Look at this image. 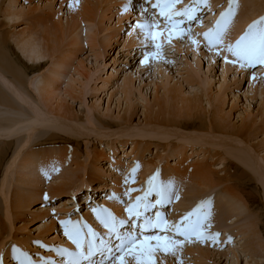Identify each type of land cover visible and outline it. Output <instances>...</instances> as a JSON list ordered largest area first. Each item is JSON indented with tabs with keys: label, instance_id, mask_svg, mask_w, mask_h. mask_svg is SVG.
Masks as SVG:
<instances>
[{
	"label": "rangeland",
	"instance_id": "374dc122",
	"mask_svg": "<svg viewBox=\"0 0 264 264\" xmlns=\"http://www.w3.org/2000/svg\"><path fill=\"white\" fill-rule=\"evenodd\" d=\"M156 3L0 0V126L27 120L0 139V264H67L76 245L66 231L84 232L81 242L97 247L113 243L107 214L126 211L137 197L140 212L145 204L155 210L162 188L171 198L157 209L168 225L183 226L194 213L189 219L199 220L207 239L162 233L182 243L167 245L168 254L154 251L156 264H264V64L224 59H235L227 46L264 17V0H238L223 43L211 49L203 34L229 0H180L173 11L195 6L198 19L175 30ZM139 20L167 42L146 40ZM23 34L43 58L24 51ZM149 52L155 58L143 64ZM47 81L52 92L43 99ZM55 156L60 161L48 164ZM184 157L190 172L175 179ZM200 165L202 174L191 171Z\"/></svg>",
	"mask_w": 264,
	"mask_h": 264
},
{
	"label": "snow or ice",
	"instance_id": "6c2138e0",
	"mask_svg": "<svg viewBox=\"0 0 264 264\" xmlns=\"http://www.w3.org/2000/svg\"><path fill=\"white\" fill-rule=\"evenodd\" d=\"M179 2L180 0H157V3L152 5L154 9H159V16L164 18L173 30H175L177 25L184 23V20H176L174 19L175 17H186L189 23L198 19L197 15H195L198 9L195 6L185 8L183 11H173L175 4ZM237 2L238 0H229L227 10L221 12L214 27L210 28L203 34L209 49L218 47L223 43V35L228 23L235 15V6ZM197 3L207 6L208 0H197ZM138 27L146 31V40H155L159 35V33L153 31L154 25L151 22L140 24ZM184 35L185 30L181 29L180 38L182 39ZM193 43L195 44L196 41H193ZM153 47L159 48L160 46L153 45ZM227 51L231 53L235 59L229 61L228 57H225L224 59L226 62L233 64L240 63L241 67H244L245 65L255 66L257 64H264V17H262L260 21H254L250 24L246 32L235 42L234 45L230 44L227 46ZM154 58L155 55L152 52H149L148 55L144 57V62L147 63L149 59ZM133 171H135V169ZM149 183L151 184V179L149 180ZM129 191H134V189H129ZM159 195L161 199L156 201L157 204L161 203L164 199L170 200L171 198L168 191L163 188L160 190ZM44 198L47 199L46 194ZM142 199V197H137L136 203L130 205L126 209L129 217L135 216L137 221L140 220L142 215L138 210ZM148 207L147 204L144 205L145 211ZM152 207H155V205H152ZM192 215H194V213L190 212L183 218L185 221H188V223L183 226L179 223L168 225L167 221L157 212L155 221L144 218L142 223H133L130 225L129 231L124 234H121L120 231L117 230L116 218L114 216L110 217L111 223H109L108 220H105L104 226L109 227V230L114 234L117 243L111 245L110 243H105L101 240V247H97L94 240L89 239L87 241L86 251L84 250L85 245L80 240L79 232L72 235L66 231L65 234L69 235V238L72 239L76 248L79 250L78 253L75 254L76 259L72 260L71 264H80L81 258L89 261V264H92L91 257L96 253L103 255L108 261V264H156V261L153 259L154 251H163L165 254H168L169 248L167 245L171 244L175 247L176 245L181 244L182 241L175 239L173 236L159 234L146 235L145 233L151 229H159L160 232L164 233L174 229L175 236H183L187 239L192 235H197L198 238L207 239V237H201V224L199 220L192 221L189 219ZM124 223V220L119 221L121 227ZM95 235V233H91L92 237H95ZM218 237L219 233H216L212 237L214 242ZM172 255H175L174 251L172 252ZM101 264H104V261H101Z\"/></svg>",
	"mask_w": 264,
	"mask_h": 264
},
{
	"label": "bare ground",
	"instance_id": "6f19581e",
	"mask_svg": "<svg viewBox=\"0 0 264 264\" xmlns=\"http://www.w3.org/2000/svg\"><path fill=\"white\" fill-rule=\"evenodd\" d=\"M261 3H263V2H261ZM259 6V5H258ZM260 7V6H259ZM259 9V8H258ZM261 10V9H260ZM85 11V10H84ZM87 11H88V8H87ZM91 11H93V10H91ZM90 11V12H91ZM127 12V11H126ZM126 12H124V13H126ZM253 12V11H252ZM251 13V12H250ZM250 13H249V16H252V15H250ZM254 13V12H253ZM16 14L18 15V13H13V12H8V13H5V15H7L8 17H12V16H16ZM89 14V13H88ZM245 14V13H244ZM4 15V16H5ZM255 15H256V12H255ZM90 17H91V15H90ZM253 17V16H252ZM214 15H211L210 14V19L208 18L205 22H203V24L205 25V27L206 26H208L209 24H211L213 21H214ZM91 21V20H90ZM245 21V20H244ZM249 21V20H248ZM247 21V22H248ZM77 22V21H76ZM147 22H144V20H139L138 21V25H140V24H146ZM148 23H149V21H148ZM153 24V23H152ZM202 24V25H203ZM156 25V24H155ZM77 26V25H76ZM136 27H138V26H136ZM155 27L156 26H154L153 28L155 29ZM204 27V26H203ZM242 27V26H241ZM161 29V28H160ZM160 29H157V30H160ZM141 31L143 32V35H145L146 36V31L144 30V29H141ZM157 33L159 32V31H156ZM162 32H163V30H162ZM26 33V32H25ZM160 34L158 35V40L159 41H161L162 43L165 41V37L164 36H161V31L159 32ZM21 34V33H20ZM30 35V34H29ZM163 35V34H162ZM165 35V34H164ZM176 35H179V33H176ZM175 35V36H176ZM23 36H24V34H23ZM144 36V37H145ZM29 37V36H28ZM27 37V38H28ZM26 37L24 36V37H22L21 36V38L20 39H22V41H26V39H25ZM127 38H130L129 36L127 37ZM27 40H31V38H29V39H27ZM128 40V39H127ZM144 40V39H143ZM21 42V41H20ZM27 42V44L25 45L24 44V46H23V48H24V51H31V54H32V58H34V59H40V58H43L44 57V53H43V51H41L40 49H34L33 48V46H31V45H29L28 43H30V41H26ZM93 42V41H92ZM130 42H135L134 41V39L132 40V41H130ZM158 42V41H157ZM165 42H167V41H165ZM25 43V42H24ZM36 43V42H35ZM126 43H128V42H126ZM132 43V44H133ZM20 44V43H19ZM31 44V43H30ZM94 44H95V42H94ZM131 45V44H130ZM161 45V44H160ZM6 46V42H3V47H5ZM47 46H49V45H47ZM50 47V46H49ZM23 48H21V49H23ZM36 48V47H35ZM160 50V49H159ZM23 52V51H22ZM46 55V54H45ZM47 56V55H46ZM31 57V56H30ZM18 60V59H17ZM20 61V60H19ZM143 62V64H144V60L142 61ZM142 62H141V64H142ZM60 65V64H59ZM12 67V66H11ZM28 67V66H27ZM12 69H10L9 71H10V73L12 72V74L14 73L13 71L14 70H12ZM226 70V69H225ZM224 70V71H225ZM64 72H66V71H64ZM60 75V74H59ZM56 77V76H55ZM59 77V76H58ZM51 80H52V78H50ZM53 79H55L54 77H53ZM53 81H56V80H53ZM57 82H58V80H57ZM42 84H43V82H42ZM46 85L45 86H43L44 87V90H40V92L42 93L41 94V96L43 95L44 96V98H48V94L50 93V92H52V90L50 91V89H49V86H51L50 84H51V81H47V83H45ZM55 83H53L52 85H54ZM53 88H54V86H53ZM39 95H40V93H39ZM41 96H40V98H41ZM43 96H42V98H43ZM43 98V99H44ZM4 100V99H3ZM2 100V101H3ZM6 100V99H5ZM7 101V100H6ZM36 109V108H35ZM40 111V110H39ZM45 112V111H44ZM36 113H38L37 111H36ZM42 113V112H41ZM35 114V113H34ZM60 115H62V114H60ZM65 116V115H64ZM63 116V117H64ZM35 117V116H34ZM54 117V116H53ZM29 119H31V118H29ZM28 119V120H29ZM45 119H47V120H49V119H52L53 120V118H51L50 116H46V118ZM44 119V120H45ZM63 118H60V120H62ZM25 120L26 119H24V120H20V122L18 121V122H16V123H11V124H9V126H7V127H4L3 125L2 126H0V139H9V138H11V136H15V135H17V133H19L20 131H21V128H20V124H22L23 122H25ZM34 120V123L36 122V121H38V119H36L35 120V118L33 119ZM66 120H68V119H66ZM27 121V120H26ZM65 121V120H64ZM69 121V120H68ZM66 122V121H65ZM64 122V123H65ZM173 128V127H172ZM199 129V128H198ZM85 131H87L88 133H93V131H91V130H88V129H86L85 128ZM210 131H212V130H210ZM83 132V131H82ZM215 132V131H214ZM220 132V131H219ZM83 133H85V132H83ZM86 134V133H85ZM99 134V133H98ZM102 134V133H101ZM210 134V133H209ZM100 135V134H99ZM110 135V134H109ZM101 136V135H100ZM108 136V135H107ZM218 137V136H217ZM210 138V137H209ZM214 139V138H213ZM16 156H18V155H16ZM63 156V155H62ZM18 158V157H17ZM29 158V157H28ZM40 158V157H39ZM15 160H17L16 159V157L14 158ZM51 159H53L52 161H51ZM50 159V161L51 162H49L48 164H53V161L54 160H59L60 161V157H58V156H55V157H52ZM179 160H180V158H178ZM182 159V162H180L176 167H174L173 169H172V172H174V178L175 179H178V178H180L181 176L183 177V176H186L187 175V173H189L190 171L189 170H186V169H188V166H190L191 165V163L188 161V159H187V157H184V158H181ZM253 159V158H252ZM27 161V160H26ZM63 161V160H62ZM188 162L190 163V164H188ZM25 163V162H24ZM28 163V162H27ZM46 163V162H45ZM56 163V162H55ZM254 163H256L257 164V162L255 161ZM47 164V165H48ZM25 165V164H24ZM47 165L45 166V168L47 169L48 167H47ZM193 165V164H192ZM204 165V164H203ZM26 166V165H25ZM43 166V165H42ZM195 166V165H194ZM205 166V165H204ZM202 167L201 165L198 167V166H196V167H198V169L197 170H191V171H193V172H196V173H198V174H202L203 172V168L206 170V168L205 167ZM54 167V166H53ZM207 170H208V168H207ZM209 171V170H208ZM260 171V170H259ZM25 173V172H24ZM195 173V174H196ZM215 173V172H214ZM213 175V174H212ZM172 176V177H173ZM190 176V175H189ZM209 176V175H208ZM241 176V175H240ZM204 177V176H203ZM204 178H206V177H204ZM5 179V178H4ZM199 179H203V178H199ZM241 179V178H240ZM212 180V179H211ZM200 181V180H199ZM202 181V180H201ZM204 181H206V180H204ZM232 186V185H231ZM245 188V187H244ZM230 189V188H229ZM231 191V190H230ZM76 192V191H75ZM238 192V191H237ZM243 193V192H242ZM73 197V196H72ZM241 197V196H240ZM250 198V197H249ZM17 199V198H16ZM40 198L38 197V194L36 195V196H34L33 198H32V201H36V200H39ZM250 199H252V198H250ZM140 209V208H139ZM138 209V210H139ZM19 210V209H18ZM114 211V210H113ZM111 212L110 213H108L107 215H109L110 217H112V216H114L115 218H116V222H119L120 220H124L125 221V223H124V225H126V226H128L129 224L127 223L128 222V218H133V219H135V216H133V217H129V215H128V212L127 211H123V212H115V213H113V215L111 214ZM105 214H102V215H100V217H102V216H104ZM106 215V216H107ZM109 216H107L106 217V220H108L109 221V223H111V220H110V217ZM230 219V218H229ZM119 224V223H118ZM87 241L88 240H85L84 241V245H85V248H87ZM97 244H100V242L99 243H97ZM98 246V245H97ZM99 247H100V245H99ZM84 248V249H85ZM78 249H76V248H74V249H71V250H68V252L66 253V260H65V262L67 263V264H71V261L72 260H74V259H76V253H78ZM92 260V259H91ZM83 261V262H82ZM84 262H85V260H83L82 258H81V262H80V264H84Z\"/></svg>",
	"mask_w": 264,
	"mask_h": 264
}]
</instances>
